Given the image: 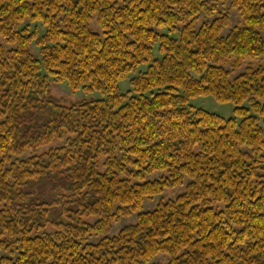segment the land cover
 <instances>
[{"label":"trees","instance_id":"obj_1","mask_svg":"<svg viewBox=\"0 0 264 264\" xmlns=\"http://www.w3.org/2000/svg\"><path fill=\"white\" fill-rule=\"evenodd\" d=\"M263 56L264 0H0V264H264Z\"/></svg>","mask_w":264,"mask_h":264},{"label":"rangeland","instance_id":"obj_2","mask_svg":"<svg viewBox=\"0 0 264 264\" xmlns=\"http://www.w3.org/2000/svg\"><path fill=\"white\" fill-rule=\"evenodd\" d=\"M229 5H226L225 7H222L225 11L228 10ZM230 16H231V26L233 27L234 25H236L239 20H240V15L236 10L230 11ZM209 18H205V16L203 15V19L202 22L208 20ZM214 19V18H213ZM212 20V19H210ZM201 22V23H202ZM92 26L95 30H99L98 28V24L96 22V20L92 23ZM35 28L39 29L41 34L45 33V28L39 24V23H35V24H30V29L33 31ZM226 34V32H225ZM33 52L39 56V52L40 49L33 45ZM256 63H264V56L260 59L255 60ZM248 63H246L247 65ZM245 65V66H246ZM245 66L243 67V69L237 71L236 73H234V75L244 71ZM123 88L124 90H127L128 88V82H125L123 84ZM51 96H53L55 99L59 100L60 102L66 104V105H71L73 103H76L84 98H88L90 97V95H86L84 93H73L71 92V90L69 89V87L66 84H58L56 82H52V88H51ZM96 97L98 95H95ZM193 103L199 107H203L211 112H215L218 113L224 117H230L233 115V107L234 105L231 103H219L217 101H215L212 97H200L197 99L192 100ZM60 145L59 142H57L54 146H58ZM49 148H43L39 151L40 153H43L45 151H47ZM162 174L161 173H156L152 176H150V179H156L159 178ZM184 190V186L182 187H178L176 189H172V190H167L165 191L161 196H158L154 199L151 200H146L145 202V206H144V210H153L154 208H156V206L158 205L159 201L161 199L164 200H169L172 198H175L176 196H178L182 191ZM136 221V214L130 218H123L120 222H118L117 224L114 225V229H113V234H117L121 228H123L124 226L134 223ZM2 253H5V251H2ZM157 261H162V262H166L167 259L165 256H159L157 257L153 262H157Z\"/></svg>","mask_w":264,"mask_h":264}]
</instances>
